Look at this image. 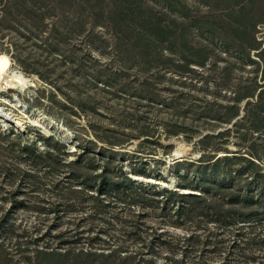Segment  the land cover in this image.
<instances>
[{
    "label": "rangeland",
    "instance_id": "rangeland-1",
    "mask_svg": "<svg viewBox=\"0 0 264 264\" xmlns=\"http://www.w3.org/2000/svg\"><path fill=\"white\" fill-rule=\"evenodd\" d=\"M249 5L0 0V53L34 77L0 92V264L264 262V212L241 224L188 200L216 184L264 204V104L246 108L264 89V5L254 28Z\"/></svg>",
    "mask_w": 264,
    "mask_h": 264
},
{
    "label": "trees",
    "instance_id": "trees-1",
    "mask_svg": "<svg viewBox=\"0 0 264 264\" xmlns=\"http://www.w3.org/2000/svg\"><path fill=\"white\" fill-rule=\"evenodd\" d=\"M221 1H224V2H229V0H221ZM250 1L251 6L250 8H252L253 12L255 11L256 13H253V17L254 19H256L254 22H252V28H254L255 24L256 23H259V21L261 20L260 19V16L258 14V7L260 8L262 5H264V0H248ZM245 10H246V7L244 6H241L240 9H239V12L242 14L240 16L241 19H243V23L246 22L247 19H245ZM113 24L116 25L117 28L120 27V23L121 21L118 19V20H113L112 22ZM144 23L146 24V28L147 30L149 29H152L155 34H149L150 38L154 39L155 40V37L157 38H161L162 35H163V31L160 30L159 28L158 29H155L154 28V23H151V21L149 20H146L144 21ZM227 27L229 28L230 32L233 34V35H239V37H242V35H244V33L242 31H239L238 28H235V27H232V26H229L228 24H226ZM157 30V31H156ZM227 31V30H225ZM224 31V32H225ZM143 34L147 35L146 32H143ZM152 35V36H151ZM160 36V37H159ZM223 39H229L227 38L226 34L223 33V36H222ZM149 38H145L142 36V41H148ZM256 46L255 49L258 50L260 47H259V44L256 42ZM258 58L260 59L261 62H258L256 63L258 67H261V73H262V77H264V48H262L258 54ZM253 94H250L249 96H245V97H242V98H246V97H252ZM262 96H264V89L260 90L257 94V101L255 103H251V102H247L246 104V108L249 106V107H252V108H260L262 106V104H264V98H262ZM237 114V111L234 112V114L231 116H235ZM248 115V113L246 114ZM218 159H216L217 161ZM215 161V162H216ZM218 162V161H217ZM257 169L255 171V174L253 175V182L255 183V187L254 189H261L262 191H264V168L262 167H259L257 166ZM185 182L189 183V180L186 179V178H182ZM124 180L126 182H129V184L131 185V182L129 181V179L127 178H124ZM191 183H189L190 185ZM192 184L195 185V189L199 190L200 192H203V190L201 189L200 186H210V182H205V181H202V182H193ZM182 185V184H181ZM181 187H186L185 185H182ZM213 191L212 192H203L205 194H203L202 197H192V199H188V200H201L203 202V204H205L208 208L211 207L212 205H215L216 208L218 209V215H220L221 213L225 212L226 216L225 215H220V217L222 218L224 216V218H230V219H233L234 222H239L241 224H244V223H252L253 221H255V218H253V214L257 211V218L261 217L262 216V212H264V204H262L261 202H257V203H252V202H240V201H237V202H234L230 197L231 195L233 194L234 192V188L233 186H224V187H221V186H218L216 184L213 185ZM246 189L247 191L249 192V195L252 196V192L253 190H251V185H250V182H247V185H246ZM231 194V195H229ZM181 198H186V197H183V196H180ZM145 197H142V199H144ZM253 220V221H251ZM261 223H258L257 221L255 222V225H259ZM258 238H256L255 236V242L258 243V240H256ZM261 241H264V240H261ZM111 256H114V255H109V257ZM126 256V257H124ZM118 255L116 256V258H118L119 260H124V259H130V261L132 262V264H141V263H145L147 264V261L144 260V258H139L137 259L136 257H133L134 255ZM239 264V263H237ZM245 264V263H244ZM246 264H250L249 262H247ZM258 264H264V262H259Z\"/></svg>",
    "mask_w": 264,
    "mask_h": 264
},
{
    "label": "bare ground",
    "instance_id": "bare-ground-1",
    "mask_svg": "<svg viewBox=\"0 0 264 264\" xmlns=\"http://www.w3.org/2000/svg\"><path fill=\"white\" fill-rule=\"evenodd\" d=\"M34 84V77H27L21 71L17 69H11V62L7 55L0 53V92L6 91L8 89H13L18 92H23L27 88H31ZM17 100L12 103V105H16ZM7 110V109H6ZM10 114V111H7ZM0 120L5 124L9 123L7 120V114L0 109ZM40 120V118H39ZM38 119H34L32 121L33 124H39ZM42 120V119H41ZM21 119L16 122L19 126L21 124ZM42 122V121H41ZM4 127L6 125H3ZM173 159L175 158H182V152L176 150L172 152Z\"/></svg>",
    "mask_w": 264,
    "mask_h": 264
},
{
    "label": "water",
    "instance_id": "water-1",
    "mask_svg": "<svg viewBox=\"0 0 264 264\" xmlns=\"http://www.w3.org/2000/svg\"><path fill=\"white\" fill-rule=\"evenodd\" d=\"M196 141V140H195ZM172 143V140L169 141V144ZM183 158V157H182ZM182 158H175L174 160L180 161Z\"/></svg>",
    "mask_w": 264,
    "mask_h": 264
}]
</instances>
